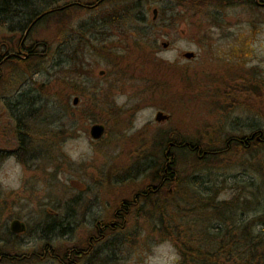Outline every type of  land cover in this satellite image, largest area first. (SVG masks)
Segmentation results:
<instances>
[{
  "label": "rangeland",
  "instance_id": "rangeland-1",
  "mask_svg": "<svg viewBox=\"0 0 264 264\" xmlns=\"http://www.w3.org/2000/svg\"><path fill=\"white\" fill-rule=\"evenodd\" d=\"M66 1L132 6L124 20L116 23L129 37L119 42L118 35H111L116 40L112 56L105 49L98 51L106 36L99 40L101 36L96 39L86 31L90 41L78 44V22L94 21L97 9L75 7L69 10L70 19L52 16L35 25L30 38L48 45H36L40 55L0 64V124L12 117L5 101H13L22 137L14 155L0 156V246L23 254L30 245L37 251L34 264H61L38 258L48 242L46 246L53 247V255L64 264H86L85 258H73L66 251L86 247L89 237L97 235L100 219V225L115 223L112 229L102 228V240L93 244L114 246L116 260L100 257L94 264H176V248L169 240H159L156 206L164 201L170 210L177 209V202L178 211L186 210L182 206L195 208L208 184L221 187L220 198L236 196L241 184L259 176L254 164L264 155V143L247 150L229 143L227 153L213 165L197 164L192 156L181 155L177 165L186 190L174 197L156 195L155 207H139V199L126 217H113L114 206L147 183L156 184L145 169L154 156L139 155L157 132L176 128L185 135L199 132L206 138L211 133L220 136V147L227 144L225 134H240L242 127L252 123L264 135V13L256 12L257 20L248 10L226 15L209 0H194V4L189 0H101L98 4V0H59L57 4ZM153 7L160 11L157 23L164 21L169 30L152 24ZM66 21L70 39L62 43ZM96 29L99 26L91 30ZM8 30L0 23V39L11 34ZM162 40H168L167 47ZM226 43L239 46L235 54L244 56L226 59ZM75 50L77 55L70 60L67 53ZM187 50L194 56L185 57ZM100 68L107 70L106 75L99 77ZM75 95L78 103L72 104ZM157 110L169 113V118L156 121ZM237 115L239 123H232ZM94 122L104 124L99 138L89 133ZM0 137V148L18 145L9 127ZM191 212L186 211L193 218L202 211ZM251 214L247 212L246 217ZM10 217L28 225L20 238H3V224ZM53 219L44 230L46 221ZM33 227L37 237H24ZM25 261L3 259L0 264H30Z\"/></svg>",
  "mask_w": 264,
  "mask_h": 264
},
{
  "label": "trees",
  "instance_id": "trees-1",
  "mask_svg": "<svg viewBox=\"0 0 264 264\" xmlns=\"http://www.w3.org/2000/svg\"><path fill=\"white\" fill-rule=\"evenodd\" d=\"M2 1L4 2V0H0V5ZM5 1V5H17V7L32 11L35 25L52 16H57L61 11L58 8L59 4L54 5L57 0H15L16 3L14 0ZM188 2L194 4V0ZM7 22L0 13V23L5 24L10 31L23 30V27H16ZM41 44L48 46L44 41H39L36 45ZM134 44L137 47L140 45L139 43ZM35 47H32V53L28 58L41 54L35 50ZM7 48L11 49L12 47ZM76 55V50L75 53L73 51L67 53L70 60L75 59ZM26 59L17 56L3 58L0 55V62L3 63L14 60L24 62ZM72 69L70 68V71ZM74 73L76 71L72 74ZM73 91L78 93L79 90L74 89ZM59 132H62V128L59 129ZM198 133L185 135L176 128L172 131L157 132V137L152 140L150 146L146 144L145 147H149L139 155L140 157H146L149 154L154 156V159L151 160L152 163H148L145 169L149 172L146 175L147 178L156 184L147 183L136 191L132 198L119 200L114 206L112 216L115 218L126 217L129 208L138 205L139 199L142 201L139 207L148 204L155 207L156 195L164 194L166 197H174L179 191L186 190L177 165L181 155L192 156L191 158L197 164L213 165L215 162H220L222 156L227 153L229 145L226 144L222 147L217 145L220 139L218 135L210 133L206 138ZM169 142L172 144L169 145ZM230 143L241 150H247L252 145L263 144L264 135L261 140L251 142L250 146L239 141ZM197 164H193V168H196ZM254 167L259 176H253L250 181L241 184L238 187V194L231 198H220L221 187L216 188V185L208 184L204 186L205 197L195 208L182 206L181 208L186 210L178 211L180 203L177 202V209L170 210L164 201L161 206H156L155 217L159 224L157 227L160 234L159 240H169L176 248L179 254L176 264H264V155L258 162H255ZM186 211H192L190 215L197 211L202 212H197L196 216L190 218ZM247 212L252 214L246 217ZM52 222L54 221H48L50 227ZM103 223H106L104 228L112 229L108 222L103 221ZM44 245H48V242Z\"/></svg>",
  "mask_w": 264,
  "mask_h": 264
},
{
  "label": "flooded vegetation",
  "instance_id": "flooded-vegetation-1",
  "mask_svg": "<svg viewBox=\"0 0 264 264\" xmlns=\"http://www.w3.org/2000/svg\"><path fill=\"white\" fill-rule=\"evenodd\" d=\"M59 0H57L58 2ZM101 0L96 1L97 4L100 2ZM211 5H213L212 7L219 9L220 11L224 12L226 15L229 11H236L237 13L242 12V14L245 11H250L253 17V20H257L258 19V15L256 14V12L258 13H264V0H209ZM5 0L4 2H1L0 5V13L2 14V18L5 21H8L7 23L10 25H14L16 27H23V31H10L8 30L11 34H8L6 37H4L3 39H0V55L3 56V58H10L13 56H17L20 58H28L29 54L32 53L31 49L33 46H36V44L39 42L36 39L30 38V36L33 33L34 27H35V17H33V12L30 10H25L24 8L22 9L21 7H17L16 6H9V5H5ZM14 2L16 3V1L14 0ZM56 2V4H57ZM96 4V3H94ZM172 5L174 3H171ZM60 7H58L61 11L57 14V16H61L62 18H66L68 16L67 19L72 18V16L69 13V10H71L70 8L72 7H77L79 10L81 9H97V13L95 16V20L94 21H88L86 22L85 20H82L81 22L79 21L77 24V34L76 37L78 39V44L84 43L85 41H90L91 37H95L97 39L96 36H101L99 40L104 39L105 36L106 38L103 40V42L101 43L102 46L98 49V51L102 50H106L109 55H113L112 53V49L116 46V40L112 39L111 35L112 34H116L118 35V40L123 41L126 40V37H129L127 35V32H124L123 29H117L116 28V23L119 22V20H124L126 13L129 11L130 8H132V6L128 7L127 5L123 6V7H117V6H92V4L90 5H85V1H66L63 4H59ZM100 5V4H99ZM172 5H170V8H172ZM86 7V8H85ZM163 10L165 8L162 7ZM224 9V10H223ZM19 10V11H18ZM163 12V11H162ZM10 15V17H9ZM159 15H160V11L158 9V7H153L152 8V24L155 23L156 27H158L159 25H163L164 23H157V20L159 19ZM138 19H141L142 16H137ZM9 20H12L11 23H9ZM239 20V19H238ZM229 20L227 19V22ZM160 22V21H159ZM66 25V26H65ZM64 28L62 29L63 32L66 31L65 33H63V38H62V43L66 40L70 39L68 32V22L66 21ZM96 26H99V29H96L95 31H92L91 29L94 28ZM166 30H169V27H166ZM86 31L89 34H92V36L90 37L89 34L86 35ZM117 31H122V33L117 32ZM123 35V37H122ZM121 37V38H120ZM158 38H154L155 41H157ZM239 39V38H238ZM243 39V38H242ZM241 38L239 40H242ZM128 40V39H127ZM164 42L166 43V45H163ZM124 43V42H123ZM123 43H118L119 45H121L123 47ZM169 44L168 40H162L161 41V45L163 47H167ZM231 44H233L232 47ZM226 43L227 49H226V59L230 60L235 58L236 60H238L239 58L243 57V54H235V51H239V46H236V44L234 43ZM8 45V46H7ZM11 46L12 48H7ZM127 50V47L124 45V51ZM240 52V51H239ZM103 53V52H102ZM195 54V53H194ZM193 54V56H194ZM191 56V57H193ZM191 57H187V58H191ZM3 62H0V64H2ZM107 70L105 69L104 73L102 75H99V77H102L104 75H106ZM3 99L5 100V98L3 97ZM239 101V99H238ZM5 104L7 105V110L9 111V113L12 115V117H6L3 119L2 124H0V133L4 132L6 130V128L9 127V129L13 130L14 136L17 137L18 139V145H13L11 148H7V147H1L0 148V156H2L3 154H6L7 156L9 155H14L17 151V149L21 148V135H20V117L17 116L16 112H15V103L13 101H5ZM238 111V109H237ZM164 112V111H163ZM229 112V111H228ZM169 114V113H168ZM170 116V115H169ZM169 118V117H168ZM167 118V119H168ZM239 115L237 116H232V123H239ZM166 120V119H165ZM241 130L243 132L239 133H228L225 134V136H227L226 138V143L227 145H229L230 141H239L244 143L247 146H250V143L253 141H258L262 139V135H263V130L261 128L258 127V125L256 123H252L250 124L247 128L242 127ZM245 131V132H244ZM261 133V135H260ZM258 135L259 138H258ZM1 138V137H0ZM14 218L19 219L22 223H23V229L19 230V231H14L11 229L10 227V222L11 220H13ZM50 221V220H49ZM54 221V219H53ZM115 223L110 221L109 225H113ZM106 223H102V225H100V219H98L96 221V236L95 235H91L89 237V242L87 244L86 247H79V246H72L69 249H67L66 254H71V256L73 258H85V263L86 264H94L96 263V259H100V257L103 259L106 258L107 260H116L115 255V250L116 248L113 247H109L106 245H95L93 244V240L94 242L98 241L100 242V240H102V237H100L102 235V228H104L103 226H105ZM50 227V225L48 224V221H46V224L44 226V230H47ZM101 231H100V230ZM28 230V225L26 223L25 220L19 218V217H10L8 218L4 224H3V230L1 233L4 232V234L6 235L5 239H7L8 237L10 238H20L24 233H26V231ZM33 230V231H32ZM29 232L28 236H24V237H35L36 234H33L35 232V227H33L32 229L29 228ZM37 237V236H36ZM30 243V242H29ZM29 249L27 252H24L23 254H17V253H9L10 251H7L6 248L4 246H0V260L3 259H10V260H26L25 262H30V264H34L36 263V257H37V251H36V247L30 246L28 245ZM9 249V248H8ZM41 251L39 252L40 256H38V258L40 257V259H45V260H49V259H56L57 261H60L61 263V258L58 256L53 255V252L51 249H53V247H48L46 245L42 246ZM71 256L69 257V255H67V257H69V259L71 258ZM75 259H72V262H74ZM47 264V263H46ZM51 264V263H48ZM61 264H64L63 262Z\"/></svg>",
  "mask_w": 264,
  "mask_h": 264
},
{
  "label": "water",
  "instance_id": "water-1",
  "mask_svg": "<svg viewBox=\"0 0 264 264\" xmlns=\"http://www.w3.org/2000/svg\"><path fill=\"white\" fill-rule=\"evenodd\" d=\"M180 29L183 31L184 26H182ZM163 45H166V43L164 42ZM193 54H194V52L192 50H187V51H184V53H183V55L185 57H191V56H193ZM104 71H105L104 69L100 68V69H98V74L102 75L104 73ZM78 99L79 98L77 95L73 96L72 103L77 104ZM168 117H169L168 113H165L162 110H157L155 113L154 119L156 121H163V120L167 119ZM103 132H104V124H102L100 122H94L89 127V133H90L91 137H93V138H99L103 134ZM260 135H261V133H260ZM260 135H258V138ZM171 144H172V142H169V145H171ZM10 227L14 231H19V230L23 229V223L19 219L14 218L10 222Z\"/></svg>",
  "mask_w": 264,
  "mask_h": 264
}]
</instances>
